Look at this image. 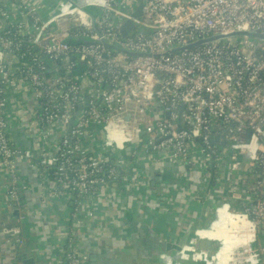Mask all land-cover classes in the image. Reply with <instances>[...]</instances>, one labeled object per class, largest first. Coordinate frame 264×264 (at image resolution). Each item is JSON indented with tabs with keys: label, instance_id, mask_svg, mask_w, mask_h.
Segmentation results:
<instances>
[{
	"label": "built area",
	"instance_id": "built-area-1",
	"mask_svg": "<svg viewBox=\"0 0 264 264\" xmlns=\"http://www.w3.org/2000/svg\"><path fill=\"white\" fill-rule=\"evenodd\" d=\"M247 33L264 36V0H0V174L12 204L0 232L26 247L25 169L52 198L95 211L102 191L135 167L192 168L205 181L215 162L233 182L209 205L211 226L179 252L139 264H264V41ZM70 58L80 63L77 75ZM20 85L37 108L35 133L59 142L36 160L9 135L7 93ZM132 122L141 125L133 135L125 129ZM259 168L261 179L249 182ZM69 233L59 237L70 241ZM64 258L88 264L75 249Z\"/></svg>",
	"mask_w": 264,
	"mask_h": 264
},
{
	"label": "crops",
	"instance_id": "crops-1",
	"mask_svg": "<svg viewBox=\"0 0 264 264\" xmlns=\"http://www.w3.org/2000/svg\"><path fill=\"white\" fill-rule=\"evenodd\" d=\"M8 98L9 135L16 147L27 150L36 160V153L45 145H59L58 139L48 140L35 133L31 122L37 108L24 85L8 89ZM192 171H178L172 166L135 167L130 176L102 191L104 202L93 211L73 201L52 198L50 188L41 183L38 174L25 169L21 179L26 201L22 231L27 245L21 255L34 264H66L65 253L75 249L88 264H139L156 254L168 253L211 226L205 213L227 186L226 173L220 177L215 162L210 163L203 185H195L197 174ZM215 172L219 174L216 183ZM4 180L0 174V225L9 223L12 213L8 182ZM132 183L138 184L137 192L130 189ZM63 228L69 230L70 241L59 237ZM198 245L207 246L199 241ZM19 251L8 233L0 232V264H16Z\"/></svg>",
	"mask_w": 264,
	"mask_h": 264
},
{
	"label": "water",
	"instance_id": "water-1",
	"mask_svg": "<svg viewBox=\"0 0 264 264\" xmlns=\"http://www.w3.org/2000/svg\"><path fill=\"white\" fill-rule=\"evenodd\" d=\"M142 16H143V5L141 4L139 9H138V11L134 15V18L139 19ZM133 28H134L133 22L132 21L128 22L123 28V35H126L127 32L132 30ZM238 36L239 35L228 36V37H226V36H213L212 38L198 41V42H196L194 44L188 45V46L183 47V48L176 47L173 50H171V52L169 54L170 55H174V54H178L180 52H184V51H188V50H194V49H197V48H199L201 46H205V45H209V44H212V43H216L218 41H224L226 39H233V38H236ZM243 36L244 37H253V38L258 39L259 41H264V36H261V35L256 34V33H247V34H245ZM129 55H133V54H129ZM88 107H89V104L87 102L84 103V104H81L80 105V112L83 111L85 108H88ZM79 115H80V113L77 116H79ZM173 249L174 250H172V251H170L168 253L179 252L182 249V246L177 247V248L174 247ZM24 263L25 264H34V261L33 260H27Z\"/></svg>",
	"mask_w": 264,
	"mask_h": 264
},
{
	"label": "trees",
	"instance_id": "trees-1",
	"mask_svg": "<svg viewBox=\"0 0 264 264\" xmlns=\"http://www.w3.org/2000/svg\"><path fill=\"white\" fill-rule=\"evenodd\" d=\"M79 43H80V41L72 42V45L76 47V46L79 45ZM41 61H42V65H45V64L48 63L49 59H48L47 57H43V58H41ZM66 62H67V63H73L74 65H76L77 69H76V71L73 72V73H75V75H77V72L81 71L80 63H79V61H78L76 58H70V59L67 60ZM23 63H25V64H29V65L38 66L37 62L35 63V62H33L31 59H27V58L24 59ZM39 72H40V74H44V71H42V70H39ZM60 73H62V72H60ZM223 145H224V144H215V147H216V149H218V151H219V150L223 147ZM259 170H261V168L256 169V171H257L258 173H256V172H252V171H250V172L247 173L248 181H249V182H253V181H256V180L261 179V177L258 178V176H260V172H259ZM213 177L215 178L214 183H216L217 180L219 179V174H218V173L216 174V172H215V173L213 174ZM193 239H194V238H193ZM189 242H190V241H189ZM189 242H188V243H183L182 247L185 246V245H187V244H189ZM15 247H16V246H15ZM200 247H203V246H200ZM16 248L20 249V251H19V252H20V256H19V257L16 256V264H24V262H25V258H26V257H25L24 255H21V254H22V252H24V250H25L26 247H16Z\"/></svg>",
	"mask_w": 264,
	"mask_h": 264
},
{
	"label": "rangeland",
	"instance_id": "rangeland-1",
	"mask_svg": "<svg viewBox=\"0 0 264 264\" xmlns=\"http://www.w3.org/2000/svg\"><path fill=\"white\" fill-rule=\"evenodd\" d=\"M43 0H34V2L35 3H39V2H42ZM47 12H49V10L47 11ZM133 126H134V122H132V123H130V124H125V129H126V132H130V134H135L136 133V131H137V129L139 128V127H141V125H135L134 126V128H133ZM224 173L225 172H221L220 173V177L222 176V174L224 175ZM226 175V174H225ZM224 175V183L228 186L229 184H231L232 182H233V180L232 179H230L231 177H229V175L226 177ZM196 177V181H195V185L197 186V185H199V184H204V181L203 180H201V177H199V176H195ZM227 178V179H226ZM226 181V182H225ZM211 205V204H210ZM25 223V222H24ZM24 223H23V225H24ZM23 225H22V228H23ZM193 241H197L196 239H194Z\"/></svg>",
	"mask_w": 264,
	"mask_h": 264
}]
</instances>
